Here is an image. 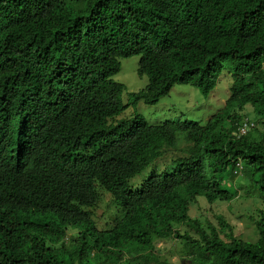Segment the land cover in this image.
Instances as JSON below:
<instances>
[{
  "label": "trees",
  "instance_id": "obj_1",
  "mask_svg": "<svg viewBox=\"0 0 264 264\" xmlns=\"http://www.w3.org/2000/svg\"><path fill=\"white\" fill-rule=\"evenodd\" d=\"M133 56L148 85L131 105L183 84L207 97L224 71L230 95L203 125L121 117L113 77ZM176 153L171 175L130 186ZM255 188L264 202V0H0V264H174L169 240L178 264H264V209L255 243L189 215ZM99 190L121 208L105 228Z\"/></svg>",
  "mask_w": 264,
  "mask_h": 264
},
{
  "label": "rangeland",
  "instance_id": "obj_2",
  "mask_svg": "<svg viewBox=\"0 0 264 264\" xmlns=\"http://www.w3.org/2000/svg\"><path fill=\"white\" fill-rule=\"evenodd\" d=\"M121 70L113 77V80L125 87L120 100L125 111L121 117L133 118V115L143 117L145 121L152 126L164 125L176 121L192 122L203 125L210 117L223 109L229 95L231 85V76L224 71L217 80V84L213 92L209 96H203L199 90L189 84L175 85L172 87L168 95L161 98L154 105H146L139 102L136 105L129 104V95L139 93L148 85L146 76L138 75L139 57L120 59ZM246 116L255 122L257 117L254 110L250 107L246 108ZM256 123V122H255ZM179 143L184 144V138L179 137ZM180 156L174 154L165 155L164 159L156 161L143 173L136 176L130 181V186L136 190L147 179L150 173L171 175L174 170L172 160ZM240 190V198L234 202L216 204L212 207L203 198H198L196 204L190 206L189 215L194 219L209 220L213 224H217L216 216H223L230 226L233 233L243 241L255 243L258 239V232L251 223L249 217L254 216L256 220L259 218V212L264 209V202L261 195L257 197L255 190ZM232 191L234 189L232 188ZM254 193L255 198L249 196ZM260 193V191H259ZM99 196H102L92 211V218L99 228H105L109 223L110 216L121 211V208L111 201V197L104 191L99 190ZM75 231H68V236H74ZM158 256L160 259H167L174 264H178V247L174 241L160 242L157 244Z\"/></svg>",
  "mask_w": 264,
  "mask_h": 264
},
{
  "label": "built area",
  "instance_id": "obj_3",
  "mask_svg": "<svg viewBox=\"0 0 264 264\" xmlns=\"http://www.w3.org/2000/svg\"><path fill=\"white\" fill-rule=\"evenodd\" d=\"M255 128V124L249 119H244L241 125L239 126L236 136L237 138L246 136L251 130ZM237 173L241 170L240 164L237 165Z\"/></svg>",
  "mask_w": 264,
  "mask_h": 264
},
{
  "label": "clouds",
  "instance_id": "obj_4",
  "mask_svg": "<svg viewBox=\"0 0 264 264\" xmlns=\"http://www.w3.org/2000/svg\"><path fill=\"white\" fill-rule=\"evenodd\" d=\"M246 119H249V118H246ZM249 120H250V119H249ZM250 121H251V120H250ZM252 122H253V121H252ZM253 123L255 124V122H253ZM255 127H256V124H255ZM238 128H239V127H238ZM251 131H252V130H251ZM251 131H250V132H251ZM94 209H95V208H94ZM90 211H91V210H90ZM92 211H93V210H92ZM92 211H91V213H92ZM92 215H93V214H92ZM93 216H94V215H93ZM92 220H93V218H92ZM93 221H94V220H93ZM95 221H96V218H95ZM95 221H94V222H95ZM95 223H96V222H95Z\"/></svg>",
  "mask_w": 264,
  "mask_h": 264
}]
</instances>
